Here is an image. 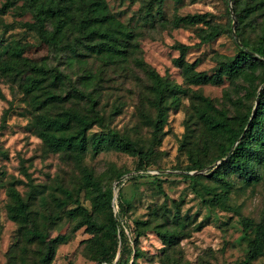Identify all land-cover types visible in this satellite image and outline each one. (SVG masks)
Returning <instances> with one entry per match:
<instances>
[{
	"label": "trees",
	"instance_id": "16d2710c",
	"mask_svg": "<svg viewBox=\"0 0 264 264\" xmlns=\"http://www.w3.org/2000/svg\"><path fill=\"white\" fill-rule=\"evenodd\" d=\"M17 1L4 0L0 5V14ZM164 1L145 0V21L157 22L152 13V8L156 6L159 24L164 23L161 17ZM22 6L33 18L24 26L35 32L41 42L53 48L67 42L70 53L66 55L67 63H78L83 72L71 81L69 75L55 66H49L45 60L34 61L24 56L26 45H12L3 52L5 58L0 61V74L5 75L2 76L22 69L27 71L22 91L29 100L36 135L47 151H71L81 158L88 149L93 152L111 149L136 157L139 167H147L152 164L155 147L165 135L169 111L179 108L182 96L187 94L190 104L185 109V131L180 146L185 148L192 161L191 168L201 169L224 158L207 172V176L220 182L222 188L210 197H203L204 204L225 205L228 199L225 178L229 174L246 183L259 181V165L264 160V0H254L251 6L247 5L244 9L246 14L262 12L258 37L250 42L236 27L237 52L219 59L211 74L196 70V61L185 59L187 45H174L179 56L173 59V63L181 70L185 84L221 85L225 79L239 84L240 90H224V102L231 109L218 106L201 90L184 88L148 66L137 50L140 32L115 17L106 0H22ZM234 10L240 22L239 13ZM171 23L174 26L207 24L208 27L202 29L199 35L201 42L212 41L223 32L221 26L210 24L206 13L174 16ZM78 45L95 54L104 64L120 66L131 59L135 66L143 70L145 83L141 85L140 98L153 108L156 117L146 147L106 126L105 115L99 107L103 98L97 87L100 75L81 67L84 61L80 59L82 53ZM113 108L114 114L119 112L118 107ZM5 125L6 113L0 121V130ZM94 127L100 130L90 134ZM0 154L6 155L1 149ZM80 172L78 186H62L59 193H49V198L41 196L45 212L35 210L32 199L18 189L21 179L10 176L8 180L0 181V188L5 189L7 197V216L17 225L16 240L6 252L5 264H51L58 245L66 243L80 228L90 235L87 247L92 259L112 263L117 253V232L120 230L119 216L112 211L113 186L97 175L93 168L83 166ZM106 172L108 177L120 178L124 171L110 165ZM22 173L30 179L26 168L23 167ZM81 190L87 192L90 208L81 202ZM123 202L120 199L121 211ZM64 218L71 222L69 231L51 236L47 225ZM154 220V223L150 219L134 221L135 241L148 230L153 231L162 242L160 264H192L177 254V246L185 234L179 227L181 217L178 207L172 215V225H168L169 219L164 214L160 220ZM241 224L249 239L240 264H249L264 252V203L258 220L243 216ZM120 232L124 236L123 231ZM134 255L138 258L142 252L137 248Z\"/></svg>",
	"mask_w": 264,
	"mask_h": 264
},
{
	"label": "rangeland",
	"instance_id": "374dc122",
	"mask_svg": "<svg viewBox=\"0 0 264 264\" xmlns=\"http://www.w3.org/2000/svg\"><path fill=\"white\" fill-rule=\"evenodd\" d=\"M106 1L115 17L127 27L140 32L137 50L148 66L184 88L201 90L218 106L230 107L224 102V90L235 92L239 84H232L227 79L221 85L185 84L181 70L173 63V59L179 56L174 45H187L185 59L196 61V70L211 74L219 59L237 52L236 27L243 31V36L250 42L258 37L262 12L246 14L244 11L254 0H165L161 5L163 24H159L156 6L152 8V13L157 22L152 24L150 20L145 21V0ZM3 2L0 0V5ZM234 9L239 13L240 22ZM193 13H206L210 24L221 26L223 32L212 41L201 42L199 35L202 29L208 27L207 24L172 25L174 16ZM32 21V14L22 6V0L0 14V61L5 58L3 52L8 47L26 45L24 56L34 61L45 60L49 66H55L69 75L71 81L76 80L83 72L78 68V63H67L66 55L70 54L67 42L56 48L41 42L35 32L24 26L25 22ZM78 49L82 53L80 59L84 61L81 67L100 75L97 87L103 98L99 107L105 115L106 126L146 147L156 117L153 108L140 98L141 85L145 83L143 70L135 66L131 59L120 66L104 64L86 48L78 45ZM26 74L25 69L8 73L7 76L0 74V121L6 113V125L0 130V149L6 154H0V181H6L10 176L21 179L18 189L25 197L32 199L35 210L45 212L41 196L49 198V193H59L62 186H78L81 167L93 168L97 175L113 186L112 211L118 214L120 223L117 253L112 263L92 259L87 247L90 235L80 228L66 243L58 245L51 264H160L162 242L150 230L135 241L134 221L150 219L154 223V219L160 220L164 214L169 219L168 225H172L176 207L181 217L179 227L185 233L177 246V254L192 264H240L244 260L249 234L243 230L241 218L248 216L259 219L264 203V160L259 165L258 182L246 183L229 174L225 178L228 182L225 205L204 204L203 197H210L222 188L220 182L207 176V172L224 158L201 169L191 168L192 161L185 148L180 146L185 131V109L190 104L187 94L182 96L179 108L169 111L165 135L155 147L152 164L139 167L136 157L111 149L99 152L88 149L81 158L71 151H47L36 135L29 100L22 91ZM114 106L119 109L116 114L113 113ZM99 130V127H94L90 134ZM110 165L124 171L120 178L108 177L106 171ZM23 167L30 179L23 175ZM79 197L90 208L85 190L79 192ZM120 199L124 201L122 211ZM6 203L5 189L0 188V264L6 263V252L17 235L16 223L7 216ZM70 226L69 219L64 218L50 222L47 229L54 236L67 233ZM137 248L142 252L138 258L134 255ZM263 263L264 252L249 264Z\"/></svg>",
	"mask_w": 264,
	"mask_h": 264
},
{
	"label": "water",
	"instance_id": "95a60500",
	"mask_svg": "<svg viewBox=\"0 0 264 264\" xmlns=\"http://www.w3.org/2000/svg\"><path fill=\"white\" fill-rule=\"evenodd\" d=\"M235 38H236V40H237V36H236V34H235Z\"/></svg>",
	"mask_w": 264,
	"mask_h": 264
}]
</instances>
